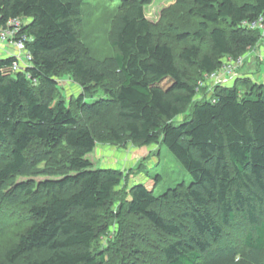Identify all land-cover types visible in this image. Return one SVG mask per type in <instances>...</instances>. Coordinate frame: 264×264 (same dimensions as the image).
I'll return each mask as SVG.
<instances>
[{"label": "trees", "instance_id": "1", "mask_svg": "<svg viewBox=\"0 0 264 264\" xmlns=\"http://www.w3.org/2000/svg\"><path fill=\"white\" fill-rule=\"evenodd\" d=\"M85 1L0 0V28L22 20L17 38L31 57L16 73L15 57L0 58V208L21 207L29 220L0 242V264H105L93 245L122 176L93 168L87 156L98 142L161 143L189 174L172 193L185 204L175 221L160 213L168 195L143 184L109 214L140 216L168 236L160 264H264V84L216 86L196 100L205 75L258 45L248 25L264 0H176L197 23L171 25L165 42L153 36L145 0H120L109 30L115 53L101 60L78 41ZM60 74L83 90L80 116L57 99ZM237 218L248 226L241 250L225 242Z\"/></svg>", "mask_w": 264, "mask_h": 264}, {"label": "rangeland", "instance_id": "2", "mask_svg": "<svg viewBox=\"0 0 264 264\" xmlns=\"http://www.w3.org/2000/svg\"><path fill=\"white\" fill-rule=\"evenodd\" d=\"M144 12L150 22L156 41H166L171 25L179 30H192L196 19L175 8L176 0H145ZM120 9V0H86L81 11L82 23L76 27L78 41L94 59L101 60L115 53L109 43V30L114 15ZM22 21V20H21ZM166 33V34H165ZM165 34V35H162ZM260 34V33H259ZM257 46L249 50L237 68L219 72L214 78H205L203 88L197 93V101L205 100L216 86L231 87L234 84L252 82L264 84V34ZM174 51L181 46L171 45ZM13 50L9 48V54ZM1 58V55H0ZM225 63V62H224ZM228 73V74H226ZM221 74V75H220ZM59 93L57 99H64L67 106L80 116L74 101L83 94V90L69 75L58 78ZM170 82L165 80L161 86L166 88ZM249 86V85H248ZM248 86L241 89L245 92ZM99 92L95 97L86 96V102L103 97ZM189 113V112H188ZM182 118L177 121H181ZM87 158L93 168L114 170L121 174L120 185L114 190L107 206V214L103 224L107 225L104 233L99 234L94 242L93 250L103 254L105 264H160L161 248L169 237L155 229L144 218L125 212L120 220L111 219L128 198V191L135 184H143L158 198L168 195L162 201L160 213L165 219L175 221L179 213L185 209L182 200L172 198V193L179 194L180 188L191 183L189 174L184 171L171 153L161 144L150 146L139 144L115 145L110 143L96 144L93 153ZM28 216L23 208H0V242L12 243L16 236L24 231L28 224ZM237 218L232 228L226 229L225 242L241 250L244 233L248 226ZM102 232V231H100Z\"/></svg>", "mask_w": 264, "mask_h": 264}, {"label": "built area", "instance_id": "3", "mask_svg": "<svg viewBox=\"0 0 264 264\" xmlns=\"http://www.w3.org/2000/svg\"><path fill=\"white\" fill-rule=\"evenodd\" d=\"M20 25L21 21L19 19H16L10 21L7 27L0 28V43L4 41L8 42L15 48L17 52V55L14 56L16 61L12 64L10 68L11 73H16L19 71L23 72L31 62L30 54L26 51L24 47V39L20 37L17 38V33L19 32ZM248 26L252 30H257L260 34H264V14L260 16L256 22L249 24ZM242 58L243 57H240L236 60H225V63L220 70L204 76V81L201 86H203V84L205 83V78H214L216 75H218L219 72L221 74L225 71L229 72L232 70L231 67L237 68L238 65L241 64L240 62Z\"/></svg>", "mask_w": 264, "mask_h": 264}, {"label": "crops", "instance_id": "4", "mask_svg": "<svg viewBox=\"0 0 264 264\" xmlns=\"http://www.w3.org/2000/svg\"><path fill=\"white\" fill-rule=\"evenodd\" d=\"M9 48H11L13 51L9 54ZM16 50L15 48L9 44L8 42L4 41L2 43H0V55H1V58H5V57H8V56H15L17 55L16 54Z\"/></svg>", "mask_w": 264, "mask_h": 264}]
</instances>
